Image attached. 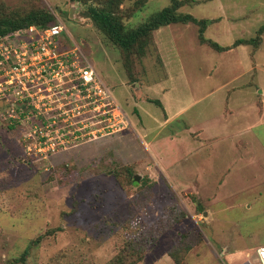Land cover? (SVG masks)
Here are the masks:
<instances>
[{
    "label": "rangeland",
    "instance_id": "1",
    "mask_svg": "<svg viewBox=\"0 0 264 264\" xmlns=\"http://www.w3.org/2000/svg\"><path fill=\"white\" fill-rule=\"evenodd\" d=\"M182 1L180 12L208 20L204 31L195 22L170 23L155 29L143 50L128 52L78 2L0 0L2 12L52 7L67 29L61 40L80 46L113 97L112 104L103 100L100 111H86L91 120L72 111L70 126L61 131L68 141L61 144L56 130L51 135L57 144L51 145L34 132L38 114L29 112L20 122L0 101V264H107L117 256L123 264L258 262L257 248L264 245V117L236 143L228 139L222 128L226 106L239 107L234 115L227 109L228 120H258L248 110L252 86L236 89L227 104V91L248 78L228 86L240 65L200 34L222 45L263 42L256 81L264 88V0ZM170 4L122 0L123 14L118 12L136 28ZM186 122L220 135L216 147L191 156L193 164L187 154L199 140L187 133L174 140ZM256 153L262 157L254 165L240 159ZM199 156L209 187L193 183Z\"/></svg>",
    "mask_w": 264,
    "mask_h": 264
},
{
    "label": "built area",
    "instance_id": "2",
    "mask_svg": "<svg viewBox=\"0 0 264 264\" xmlns=\"http://www.w3.org/2000/svg\"><path fill=\"white\" fill-rule=\"evenodd\" d=\"M63 32L67 29L56 18L47 27L32 24L0 33V101L10 104L5 105L7 112L16 113L14 118L20 122L29 112L38 114L41 121L34 122V132L50 145L57 144L51 135L56 130L61 144L68 141V133L61 131L70 126L72 111L86 121L91 120L87 110L100 111L104 99H109L105 104L113 103L96 68L77 43L70 47L61 40ZM256 255L258 262L247 259L240 264H264V245Z\"/></svg>",
    "mask_w": 264,
    "mask_h": 264
},
{
    "label": "trees",
    "instance_id": "3",
    "mask_svg": "<svg viewBox=\"0 0 264 264\" xmlns=\"http://www.w3.org/2000/svg\"><path fill=\"white\" fill-rule=\"evenodd\" d=\"M86 9L87 14L94 20L95 24L99 26L109 37L119 43L128 52L134 50L138 46L139 50L144 49L147 37H150L153 31L163 25L178 22H195L202 25L201 30L204 31L208 23L207 19H198L191 13L180 12L178 9L182 5V0H173V4L156 11L148 20L136 28H129L123 21V11L120 10L122 0H73ZM122 13V14H120ZM122 11V12H121ZM56 22V15L51 8L44 6L33 7L28 11H0V33H9L19 28L28 27L36 24L40 27H47ZM261 31H264V26ZM202 42L210 44L218 51H224L231 46L222 45L214 39H208L203 32L200 34ZM241 43L253 44L255 47L259 46L252 42L251 39H240L234 43L238 45ZM129 168V167H128ZM135 176V175H134ZM136 182L135 180H133ZM122 257H115L107 264H123ZM140 260V259H139ZM134 261L133 263H136Z\"/></svg>",
    "mask_w": 264,
    "mask_h": 264
},
{
    "label": "crops",
    "instance_id": "4",
    "mask_svg": "<svg viewBox=\"0 0 264 264\" xmlns=\"http://www.w3.org/2000/svg\"><path fill=\"white\" fill-rule=\"evenodd\" d=\"M262 44H263V42L259 46H257V47L254 46V48H253L250 44L241 43L238 45H234L233 43H230L229 45L228 44L227 45L231 46V47L222 51V52H225L226 54H228V58L232 60L230 63L237 62L240 65V71L237 73L236 76L231 75L230 81L228 82V86L232 85L239 78H242V77L248 78V79H245L242 83H240V85L233 87L227 91V97H226L227 104L233 100V98L231 99V95H232V93L236 92L235 91L236 89L245 90V89H247L245 87L252 86L251 90H252V95H253L254 100L251 101V106H249L248 110L250 108L254 109L256 115L258 116V120H256V121H254V119L249 120L248 122L244 123L243 125H240V121L237 120V117L235 119L228 120L227 115H226V114H228L226 112L227 109L231 115H234L237 112V110H239V107L236 106L233 109V107L230 108V107L226 106V110L224 111L225 123L222 125V128L228 129L225 133L229 135L228 139L231 140L233 143L237 142L238 136H240V135L242 136V135L246 134L247 132H252V129L257 126L256 125L257 121H261L264 117V88H261L259 85H257L258 82L256 81L258 79L257 73H258V66H259V62H258V60H259L258 56L259 55L257 54V52L260 51ZM252 48H253V50H252ZM228 100H230V101L228 102ZM162 102L165 106V110L167 111V113H169L166 101H164L162 99ZM248 110H246V112L244 113L245 117L248 116ZM180 115L181 114H179V110H178L175 116H180ZM250 117H254V116L250 115ZM166 122H168V121H166ZM186 124H187V126L182 128V129H184V131L181 130V132H179V133L176 132V134L174 136V140L176 141L179 138L181 140L184 139L185 133L193 136L194 140L195 139L199 140V141L195 140L196 145H192L190 147V151L187 154L190 156V158H191V156L197 157V155L199 153L201 154V152H203V150H205V149H208V148L212 149V148L216 147L217 142L220 140V135H219V133H216V134L212 133L211 132V126H204V125L201 126L200 123L196 124V125L194 124V126H193V124H189L188 122H186ZM218 127L219 126H217V125L214 126L215 129ZM185 129H186V131H185ZM252 134H254V133H251V135ZM166 138H168V137H166ZM201 143H203V144H201ZM154 153H155V151H154ZM208 156H209V154H208ZM261 157H262V154L256 153V154H250L249 156L241 155L240 159L241 160H246V159L253 160L252 165H254L255 161H257V159H260ZM155 158L160 165V170L164 174L168 175V168L164 164V162L160 158H158L157 154L155 155ZM182 158L183 157H180V159H182ZM209 158L210 157H208V160H209ZM191 161L193 164L192 158H191ZM201 162H202V158H201V156H199L197 162L194 163V166H192V164H191L192 171L194 168L193 174L196 177L195 181H193V183H195V187H209V182H206V179H204V177H206L205 172H202L203 168L202 167L200 168V166H199ZM174 164L175 163L171 164L170 166H174Z\"/></svg>",
    "mask_w": 264,
    "mask_h": 264
},
{
    "label": "water",
    "instance_id": "5",
    "mask_svg": "<svg viewBox=\"0 0 264 264\" xmlns=\"http://www.w3.org/2000/svg\"><path fill=\"white\" fill-rule=\"evenodd\" d=\"M135 178H136L137 180H140L141 176H140L139 174H135Z\"/></svg>",
    "mask_w": 264,
    "mask_h": 264
},
{
    "label": "flooded vegetation",
    "instance_id": "6",
    "mask_svg": "<svg viewBox=\"0 0 264 264\" xmlns=\"http://www.w3.org/2000/svg\"><path fill=\"white\" fill-rule=\"evenodd\" d=\"M249 207H251V205H249ZM249 207H248V208H249Z\"/></svg>",
    "mask_w": 264,
    "mask_h": 264
}]
</instances>
